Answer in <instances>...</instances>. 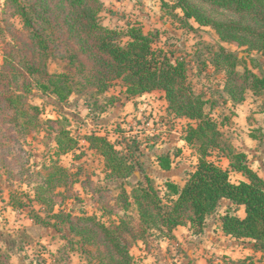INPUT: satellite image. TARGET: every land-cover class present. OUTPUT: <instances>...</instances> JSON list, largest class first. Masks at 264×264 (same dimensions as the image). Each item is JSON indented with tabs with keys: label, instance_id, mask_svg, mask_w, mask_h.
Returning <instances> with one entry per match:
<instances>
[{
	"label": "rangeland",
	"instance_id": "374dc122",
	"mask_svg": "<svg viewBox=\"0 0 264 264\" xmlns=\"http://www.w3.org/2000/svg\"><path fill=\"white\" fill-rule=\"evenodd\" d=\"M20 1L28 8L36 2ZM57 1L50 0L52 5ZM101 1L104 6L98 19L102 25L121 31L129 25L139 26L153 35L154 48L164 51L173 62H185L188 82L208 100L205 111L218 123L226 146L230 144L237 151L248 146L250 154L264 152V91L254 93L251 77L245 79L246 68L258 76L264 74V52L221 40L212 25L187 19L181 9L174 8L175 0H167L169 6H163L161 0ZM16 9L15 2L0 0V249L11 264H99L101 256L107 254L106 248L100 242L84 241L71 230L70 223L92 226L91 222L77 221L84 216L82 212L107 226L119 223L126 215L137 222L139 211L132 195L139 182L146 184L148 176L155 188L164 190L166 179L183 185L196 170L199 141L192 146L184 136L188 126L197 121L169 111L163 90L129 96L120 80L100 93L93 86L75 87L64 101L42 92L35 83L40 75L28 73V66L43 62L49 72H63L68 45L63 36L50 42L48 51H41ZM212 14L221 17L217 11ZM224 14L237 18L227 11ZM48 15L51 23L42 26L51 33L56 30V16ZM57 22L61 23L62 17ZM229 53L237 62V74L231 77L240 90L245 88L241 103L232 100L225 89L230 78L228 64L232 62L226 59ZM12 97L15 103L10 104ZM29 106L38 110L32 111ZM61 130L76 141L67 152L57 143ZM90 133L114 142L120 156L134 165L135 171L118 178L119 172L111 170L101 151L90 146L86 139ZM248 134L254 137L253 142L248 141ZM165 154L171 157L168 170L158 163V156ZM223 155V151L214 149L208 159L228 167ZM54 164L65 168L68 177L61 179L63 176L57 173L53 184L47 186L48 176L55 172ZM242 176L234 170L230 173L233 182L241 181L245 178ZM43 184L46 190L37 193ZM38 194L53 200L52 204H41ZM127 198L131 205L125 210ZM226 208L224 202L208 216L201 232L191 227L192 234L181 230L182 241L175 234V238H167L169 245L162 243L165 229L146 231L145 241H135L131 247L135 264H146L144 259L151 264H264V251H255L253 240H236L219 233L221 212ZM52 210L60 215H53ZM66 213L72 215V222ZM37 214L48 224L31 218ZM234 214L242 216L244 212L237 210Z\"/></svg>",
	"mask_w": 264,
	"mask_h": 264
},
{
	"label": "trees",
	"instance_id": "16d2710c",
	"mask_svg": "<svg viewBox=\"0 0 264 264\" xmlns=\"http://www.w3.org/2000/svg\"><path fill=\"white\" fill-rule=\"evenodd\" d=\"M11 1L16 3L17 14L23 19L24 26L30 30L32 40L41 51H48L50 42H56L63 36L64 43L68 45L63 72L51 73L43 62H33L28 66V73L40 75L35 83L42 92L54 94L60 101H64L75 91V87L84 89L93 86L100 93L107 91L114 81L120 80L129 96L163 90L169 102V111L178 117L197 121V124L188 126L184 136L189 145L193 146L199 141L196 170L189 174L183 185L170 179L165 180L164 190L162 187L155 188L148 176L145 177L146 184L139 182L132 195L139 211L137 222L126 215L119 223L107 226L94 216L82 212L84 216L77 218V221L91 222L93 225L79 227L75 221L72 222L70 213L65 214L69 222H72L70 227L73 232L86 242H100L106 248L107 254L101 256L99 264H135L131 247L135 241H145L144 234L151 228L165 229L164 237L169 239L175 238V228L189 223L196 229V233L201 232L207 217L218 211L223 199L233 203L222 215L224 233L237 239H251L255 251H264V177L251 167L244 151H237L230 144L226 146L218 123L205 111L208 100L203 94L196 93L188 82L183 60L173 62L164 51L154 48L153 35L144 32L139 26L129 25L126 31H121L102 25L98 19L104 6L101 0H58L54 5L50 0H36L30 8L22 5L20 0ZM161 2L163 6H169L167 0ZM173 7L181 9L187 19H194L201 25H212L225 42L264 52V0H175ZM213 11H217L221 17H215ZM225 11L237 18L226 16ZM48 13L56 16V30L51 33L46 26H42L51 23ZM60 17L61 23L57 22ZM124 38L127 40L124 41ZM222 50L226 52L224 47ZM226 59L232 62L228 64L230 78L225 89L232 100L241 103L245 100V88L240 90L231 77L237 74L236 59L231 53L227 54ZM245 75V79L251 77L253 82L250 89L254 93L264 91V74L258 76L246 68ZM9 102L15 103V99L9 98ZM28 109L38 110L35 106H29ZM22 112L25 114L26 110ZM65 137L67 142L64 141ZM86 139L92 148L98 149L106 157L111 170L119 172L118 178L129 177L135 171L134 165L128 164L120 156L121 151L106 136L90 133ZM57 143L63 152H67L74 148L76 141L68 137V132L61 130ZM214 149L224 152L223 156L229 161L228 167L208 159ZM158 161L161 168L170 169L172 163L169 154L158 156ZM52 169L55 172L48 176L47 186L53 184L57 173L63 176L61 179L68 177L62 166L54 164ZM232 170L240 172L245 179L231 181ZM45 190L43 184L38 187L37 193ZM37 198L44 205L53 202L40 194ZM130 205L131 200L127 198L124 209L127 210ZM242 208L243 217L234 214V211ZM52 213L60 215L53 210ZM31 218L44 225L48 224L38 214ZM0 264H11L1 249Z\"/></svg>",
	"mask_w": 264,
	"mask_h": 264
},
{
	"label": "crops",
	"instance_id": "0c3cea01",
	"mask_svg": "<svg viewBox=\"0 0 264 264\" xmlns=\"http://www.w3.org/2000/svg\"><path fill=\"white\" fill-rule=\"evenodd\" d=\"M247 136H248V141L253 142V140H255L254 137L251 134L250 135L248 134ZM239 149L244 151L248 155L249 163H250L251 167L258 173V175H260L261 177H264V152H262V150L261 151H252V153L250 154V150L248 149V146H246L244 148H239ZM244 179L245 178H242V180H244ZM224 202L227 203V207L228 206H233V203L230 200H228V199H223L221 201V205ZM241 210H243V208ZM225 213H226V210L222 211L221 215H224ZM243 216L244 215H242L240 217H243ZM219 225H220L219 228H218L219 233L225 235L228 238L232 237L230 235L225 234L224 231L221 228V224H219ZM182 229H187L188 231H191V224L189 223L188 225L178 226L177 228L174 229V234L176 235L177 240H179V241H182V238L180 237V233H181ZM190 233L192 234V231ZM232 239H236L237 240V238H235V237H232ZM163 242H164V245H169V243H170L169 239H167L166 237L163 238L162 243ZM224 247L228 248V245H226ZM227 248H222V249L224 250V249H227ZM191 252H193V254L197 256L196 250H192ZM224 253L228 254L229 252L226 250V251H224ZM144 262H146V264H151V263H149L148 259H144ZM200 263H202V262L200 261Z\"/></svg>",
	"mask_w": 264,
	"mask_h": 264
}]
</instances>
